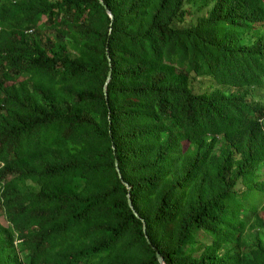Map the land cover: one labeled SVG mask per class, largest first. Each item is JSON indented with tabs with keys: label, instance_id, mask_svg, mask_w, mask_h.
Wrapping results in <instances>:
<instances>
[{
	"label": "trees",
	"instance_id": "obj_1",
	"mask_svg": "<svg viewBox=\"0 0 264 264\" xmlns=\"http://www.w3.org/2000/svg\"><path fill=\"white\" fill-rule=\"evenodd\" d=\"M102 1L0 0V264H264V0Z\"/></svg>",
	"mask_w": 264,
	"mask_h": 264
},
{
	"label": "water",
	"instance_id": "obj_2",
	"mask_svg": "<svg viewBox=\"0 0 264 264\" xmlns=\"http://www.w3.org/2000/svg\"><path fill=\"white\" fill-rule=\"evenodd\" d=\"M98 2L100 3V5H102V6L104 7V9H105L106 14L108 15V17H109L111 20H113V15H112L111 12L109 11V9L104 5L103 1H102V0H98ZM109 31H110V30H109ZM107 59H108V62H109V64H110V59H109L108 56H107ZM110 79H111V70L108 71L107 78H106V81H105V85H104V87H103V93H104V95H106V98H107V94H108V92H106V87H107V84L109 83ZM116 167H117V171H118V173H119V177L122 178V175H121L120 169H119V167H118V161H117V160H116ZM124 184H125V186L130 190V188H131L130 185H129L128 183H126V182H124ZM128 204H129V207L131 208V210L133 211L134 215H135L138 219H140V216H139V214L137 213L136 209L134 208V206H133V202H132V200H131L129 194H128ZM143 230H144V232H145V234H146V225H145L144 221H143ZM148 243L150 244L149 241H148ZM156 260H157V263H158V264H164L163 259L161 258V256H160L159 254H156Z\"/></svg>",
	"mask_w": 264,
	"mask_h": 264
},
{
	"label": "rangeland",
	"instance_id": "obj_3",
	"mask_svg": "<svg viewBox=\"0 0 264 264\" xmlns=\"http://www.w3.org/2000/svg\"><path fill=\"white\" fill-rule=\"evenodd\" d=\"M206 86H207V83L205 84V86H203V89H205ZM261 174H262V176H263V178H264V168H263V170L261 171ZM263 180H264V179H263ZM237 191H238L239 193H242L243 191H245V188H243L242 184L238 187ZM263 204H264V200L261 201L260 207H261ZM260 216L264 219V213H261ZM2 220H3V219H2Z\"/></svg>",
	"mask_w": 264,
	"mask_h": 264
},
{
	"label": "built area",
	"instance_id": "obj_4",
	"mask_svg": "<svg viewBox=\"0 0 264 264\" xmlns=\"http://www.w3.org/2000/svg\"><path fill=\"white\" fill-rule=\"evenodd\" d=\"M0 30H1V27H0Z\"/></svg>",
	"mask_w": 264,
	"mask_h": 264
}]
</instances>
